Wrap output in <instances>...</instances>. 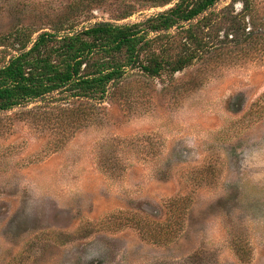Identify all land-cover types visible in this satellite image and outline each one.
<instances>
[{"label":"rangeland","instance_id":"rangeland-1","mask_svg":"<svg viewBox=\"0 0 264 264\" xmlns=\"http://www.w3.org/2000/svg\"><path fill=\"white\" fill-rule=\"evenodd\" d=\"M178 2L0 0V53ZM211 13L218 49L181 73L0 112V264H264V0Z\"/></svg>","mask_w":264,"mask_h":264},{"label":"trees","instance_id":"trees-1","mask_svg":"<svg viewBox=\"0 0 264 264\" xmlns=\"http://www.w3.org/2000/svg\"><path fill=\"white\" fill-rule=\"evenodd\" d=\"M216 2L179 0L133 25L99 23L65 35L43 32L9 60L0 53V112L55 93L70 101L101 102L132 70L152 77L183 72L218 49L208 40L207 30L219 37L220 16H204ZM239 33L232 23L225 32L226 43L219 46L241 45Z\"/></svg>","mask_w":264,"mask_h":264}]
</instances>
